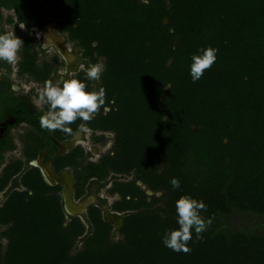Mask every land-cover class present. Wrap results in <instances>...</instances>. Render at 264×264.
Listing matches in <instances>:
<instances>
[{"label":"trees","instance_id":"1","mask_svg":"<svg viewBox=\"0 0 264 264\" xmlns=\"http://www.w3.org/2000/svg\"><path fill=\"white\" fill-rule=\"evenodd\" d=\"M69 2L66 27L87 65L105 59L98 83L87 81L105 88V105L85 125L113 131L114 141L97 161L77 147L58 167L73 166L77 195L91 178L134 174L110 187L120 195L112 208L125 213L121 238L98 206L67 218L34 167L23 176L28 189L0 207V222H11L0 264H264V223H231L238 212L264 219V0ZM209 45L217 59L193 81L191 56ZM30 47L21 68L35 73ZM75 75L86 79L84 70ZM19 169L8 166L0 188ZM185 193L203 199L213 220L200 238L193 233L190 251L177 252L161 237L178 226L175 201Z\"/></svg>","mask_w":264,"mask_h":264},{"label":"flooded vegetation","instance_id":"2","mask_svg":"<svg viewBox=\"0 0 264 264\" xmlns=\"http://www.w3.org/2000/svg\"><path fill=\"white\" fill-rule=\"evenodd\" d=\"M69 1L0 0V32H15L24 42L18 50L15 62L0 61V184L3 182L5 169L20 162V169L13 173L3 188H0V207L3 206L13 190L28 189L22 181L23 176L30 169L36 167L43 179L52 186L50 193L60 195L63 209L66 212L63 202L65 184L57 181L54 177L52 180H47L42 172L41 165H47L50 161L55 174L61 175L64 172H69L73 176L75 202L93 197L86 207L84 217H86L90 205L98 206L112 224L120 223L117 231L121 226L123 216L118 211L110 210L111 205L106 203L107 198L98 196L97 189L99 190V186H104V183L91 178L85 183L84 191L77 195V181L73 166L69 162H65L63 166L58 167L59 162L69 159L72 150L77 147L85 149L82 144L86 128L85 121H80L78 127L70 134L59 129L49 131L42 128L39 122L40 115L48 108V105L40 97L44 81L63 79L69 73L76 74L81 71V64L87 66L84 48L71 37V32L66 27L70 21V16L67 13L71 6ZM55 41L65 47L68 52L67 57L59 51V47L53 43ZM27 44L31 45V54L35 56L37 66L35 73L21 68L22 54ZM71 141H74L73 147L66 148L61 153L62 145ZM84 158L86 159V157ZM114 179L123 180L121 177ZM114 179H110L111 184ZM29 192L32 193L31 190ZM119 197L120 195L115 200ZM67 218H69L68 215ZM10 224L11 222L8 224L0 222V241L2 243L6 241L2 232ZM91 230L92 228L88 227V231Z\"/></svg>","mask_w":264,"mask_h":264},{"label":"clouds","instance_id":"3","mask_svg":"<svg viewBox=\"0 0 264 264\" xmlns=\"http://www.w3.org/2000/svg\"><path fill=\"white\" fill-rule=\"evenodd\" d=\"M23 40L15 32H0V61L13 63L17 59L18 50ZM217 49L211 45L198 49L191 56L190 76L193 81L198 80L204 70L211 67L217 59ZM80 68L84 70L85 78L81 79L75 74L69 73L67 77L53 81H44L40 93L41 99L48 105L47 111L39 117L40 126L49 131L59 129L65 133H71V123L77 119L82 121L91 120L97 110L105 105L106 90L103 86L98 88L89 87L87 81H99L104 71L101 62H89L87 67L83 64ZM169 183L173 189L180 187V180L173 176ZM207 210L203 199L185 193L175 201L176 224L172 229H166L161 237L165 247L173 251H190L188 241L197 238L212 223L211 215L205 217L202 211Z\"/></svg>","mask_w":264,"mask_h":264},{"label":"rangeland","instance_id":"4","mask_svg":"<svg viewBox=\"0 0 264 264\" xmlns=\"http://www.w3.org/2000/svg\"><path fill=\"white\" fill-rule=\"evenodd\" d=\"M86 59L88 60V57H86ZM92 62V61H91ZM96 62H101L104 64L105 59L103 57H99L98 60ZM96 62H92V63H96ZM87 66H85L86 68ZM96 83H98V81H95ZM99 135H103V139L102 140H95V136H99ZM113 141H114V132L113 131H107L105 133H102L99 129L97 130H93L89 127L86 126L85 131H84V136L82 138V144L85 146V153H86V159L85 160H90V161H97L99 159V157H101L100 155L105 154L106 152L110 151L112 149L113 146ZM117 176V177H116ZM121 177L123 180H130V179H134V174L133 173H129L126 175L123 174H117V173H111L109 177H107L106 180V184H104V186H99V190L97 189V193L98 196H102L104 198H107V202L108 205L110 206V210L112 212H115V210L112 208V203L115 201V199L119 196L117 193H111L110 192V187H111V181L110 179H114V178H119ZM145 186V187H144ZM141 187L148 192L149 194H152L154 192L150 191L147 186L145 184L141 185ZM157 194L160 195V192H158ZM161 206V204H159ZM113 214V213H111ZM120 214H125L124 212H120ZM264 223V219L263 218H258L256 216H248V215H244L241 213H235L231 223L233 225H239V224H258V223ZM120 223H114L113 224V230L115 231L113 233V239L116 240L118 238H121V235L119 233V231L116 229L118 228V225ZM88 225V224H87ZM88 231V228H87ZM6 243V241H4V244ZM81 247V241H77V245L76 248L74 249V251Z\"/></svg>","mask_w":264,"mask_h":264},{"label":"water","instance_id":"5","mask_svg":"<svg viewBox=\"0 0 264 264\" xmlns=\"http://www.w3.org/2000/svg\"><path fill=\"white\" fill-rule=\"evenodd\" d=\"M53 43H55L56 46L59 47V51L65 57L68 56L67 50L61 43H58L56 41ZM73 144L74 141H71L70 143L62 145V150L60 152L62 153L65 151L66 148L73 147ZM41 167H42V172L47 180H52V178L54 177L56 178L57 181L63 182L65 184L63 190V202L67 215L84 217L86 212V207L88 204H90V202L92 201L91 199H93V197H90L81 202H75L73 198V176L69 172H64L61 175L55 174L50 161H48L47 165H41ZM138 183L142 184L141 182Z\"/></svg>","mask_w":264,"mask_h":264}]
</instances>
